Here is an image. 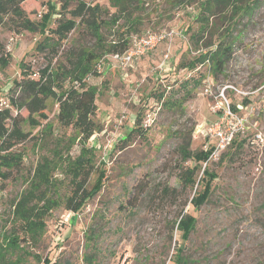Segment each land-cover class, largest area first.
I'll return each instance as SVG.
<instances>
[{
	"label": "rangeland",
	"instance_id": "rangeland-1",
	"mask_svg": "<svg viewBox=\"0 0 264 264\" xmlns=\"http://www.w3.org/2000/svg\"><path fill=\"white\" fill-rule=\"evenodd\" d=\"M57 1L27 0L23 8L35 19L49 3L57 6ZM90 1L108 8L107 20L113 19L104 32L108 44L118 32L127 34L132 43L149 30H174L170 58L165 60L167 43L125 70L109 56L99 58L103 74L90 82L99 91L96 118L104 130L84 146L94 165L87 188L97 195L79 212L66 208L72 189L68 164L83 148L79 134L58 123V104L52 99L47 119L36 127L24 125L37 139L16 148L24 157L22 169L14 171L0 194V246L15 227V205L29 190L40 165L51 160L54 187L48 198L54 207L45 217L39 241L22 243V249L9 254L20 264H174L179 249L184 260L177 264H264V3L251 22L245 20L239 27L242 38L225 75L213 79L208 62L191 75L179 67L182 60L207 50L202 47L197 53L191 46V35L199 28L193 21L198 5L140 0L132 10L133 20L126 22L108 0ZM41 39L32 32L0 29V42L10 55V65L0 68V108L9 106L8 90L19 78L23 62L36 72L46 66L45 55L36 51ZM99 47L92 36L75 32L58 59L67 64L66 55L72 50L98 55ZM200 74L205 79L197 83ZM227 102L246 116L247 130L236 139L242 145L232 144L208 162L217 178L208 201L195 209L191 201L202 190L203 170L195 174L194 185L188 182L187 170L195 162L183 159L180 146L191 139L190 149L197 153L213 145L206 130ZM138 120L141 131L128 139ZM34 203L44 205L38 199ZM185 213L197 218L187 241L176 223Z\"/></svg>",
	"mask_w": 264,
	"mask_h": 264
},
{
	"label": "trees",
	"instance_id": "trees-1",
	"mask_svg": "<svg viewBox=\"0 0 264 264\" xmlns=\"http://www.w3.org/2000/svg\"><path fill=\"white\" fill-rule=\"evenodd\" d=\"M26 1L0 0V29L6 26L18 34L27 31L40 35L42 39L38 41L36 51L45 55L46 66L36 72L30 63L23 62L19 78L13 81L8 90L9 106L0 108V194L6 190L7 183L13 180L14 171L22 169L24 157L16 148L29 139H37L36 136L31 138L32 134L25 131L24 125L29 123L36 127L41 124L42 119H47L46 110L49 100L52 99L58 104V123L63 128L76 131L83 145L73 164H68L72 189L71 196L66 199V208L76 213L97 195V192L87 188L94 165L88 155L89 150L84 146L94 135L104 130L102 123L96 118L99 110V91L90 79L103 74L98 70L101 56L123 54L132 43L127 34L120 32L113 42L106 43L104 32L113 23V19L107 20L108 8L100 3L90 0H58L57 6L49 3L47 11L33 19L23 8ZM108 1L110 6L117 9V16L123 15L126 22L133 20L132 10L140 4V0ZM181 3L198 5L193 21L199 24V28L191 35V46L197 53L202 47L207 50L204 54L198 53L192 60H182L179 67L191 75L198 65L208 62L213 79H218L225 75L227 66L234 57L236 43L242 38V30L239 27L245 20L251 22L254 19L256 8L260 7L264 0H181ZM75 32L95 38L100 45L98 55L83 49L72 50L66 55L67 64L60 62V51L69 36ZM207 38V43H204ZM9 65L10 55L5 45L0 42V68H7ZM192 77L183 84L188 83ZM204 79L200 74L197 83H202ZM187 95L190 97V90H187ZM232 109L237 111L235 106H232ZM24 112L27 113L26 116ZM139 123L140 120L138 127L128 134V139L133 133L141 131ZM233 145L238 147L242 144L235 140ZM190 147L191 139H186L180 146V152L184 160L191 159L195 162L194 166L187 170L189 183L194 185L197 181L195 174L203 170L200 179L202 190L191 201L195 209H199L208 201L212 193V183L217 178L208 168L215 148L211 145L207 150L194 153ZM203 164H206L204 169ZM50 166L51 160L40 165L29 190L15 205V227L3 237L0 264H20V260L11 259L9 254L19 250L22 243L39 241L46 226L45 217L54 207L52 200L48 198L54 187L50 183ZM36 199L39 203L44 202V205L34 203ZM176 223L182 239L187 241L196 228L197 218L185 213ZM181 254L182 250L179 249L174 264L182 263L184 259ZM46 261L47 259L45 263Z\"/></svg>",
	"mask_w": 264,
	"mask_h": 264
},
{
	"label": "built area",
	"instance_id": "built-area-1",
	"mask_svg": "<svg viewBox=\"0 0 264 264\" xmlns=\"http://www.w3.org/2000/svg\"><path fill=\"white\" fill-rule=\"evenodd\" d=\"M176 32L174 30L156 32L147 31L143 35L136 37L130 48L123 54H113L109 57L112 58L119 68L125 70L129 68L135 59L140 58L156 49L163 43H167L169 48L165 55V60H168L171 55L170 46L172 45ZM98 70H100L98 68ZM36 76V75H34ZM2 105H6L3 102ZM218 119L216 122L210 124L206 130L208 139L213 140L212 145L215 149L211 158H218L239 135L244 134L247 130L248 119L244 115H240L237 111L232 109V106L227 102V105L218 108ZM148 127V123L145 124ZM209 147L207 146L206 150ZM210 158V159H211Z\"/></svg>",
	"mask_w": 264,
	"mask_h": 264
}]
</instances>
